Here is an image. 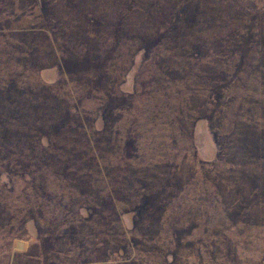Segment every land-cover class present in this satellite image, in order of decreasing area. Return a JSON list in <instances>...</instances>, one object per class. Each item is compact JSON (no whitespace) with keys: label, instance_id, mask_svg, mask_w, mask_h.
Segmentation results:
<instances>
[{"label":"rangeland","instance_id":"374dc122","mask_svg":"<svg viewBox=\"0 0 264 264\" xmlns=\"http://www.w3.org/2000/svg\"><path fill=\"white\" fill-rule=\"evenodd\" d=\"M0 264H264V0H0Z\"/></svg>","mask_w":264,"mask_h":264}]
</instances>
